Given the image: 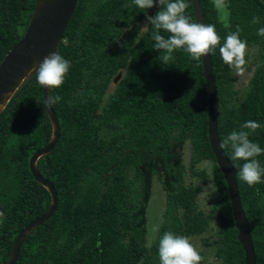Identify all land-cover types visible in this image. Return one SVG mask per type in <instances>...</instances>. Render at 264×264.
<instances>
[{
    "label": "trees",
    "instance_id": "16d2710c",
    "mask_svg": "<svg viewBox=\"0 0 264 264\" xmlns=\"http://www.w3.org/2000/svg\"><path fill=\"white\" fill-rule=\"evenodd\" d=\"M185 15L195 22L191 0ZM36 0H0V61L23 36ZM206 24L223 44L241 29L247 51L257 46V62L248 90L237 100L232 68L223 63L219 46L211 53L218 98L220 143L246 121L262 127L249 137L264 149V3L228 0L225 27L212 0H200ZM159 7L153 15L159 11ZM148 10L133 0H77L56 48L71 67L59 88L50 90L60 135L51 152L36 161L39 174L53 184L57 207L27 234L16 264H160L158 245L165 232L201 239L214 247L219 264H245L234 224L228 189L215 162L207 132L208 95L202 61L183 49L163 64L154 50L156 29L146 28ZM259 23H253V17ZM167 37L169 33L160 31ZM121 73L117 82H113ZM114 83L111 92L109 86ZM35 73L22 81L0 113V264H7L18 232L49 206L50 194L30 172L31 154L47 145L51 123ZM245 131H248L245 129ZM190 142L187 165L182 149ZM236 183L255 251L264 264V176L248 186L239 178L244 161L232 158ZM211 160L217 194L207 211L197 197L207 183L198 168ZM264 168V154L256 157ZM199 184L186 182V176ZM165 195L158 233L147 245V208L153 178ZM210 226L212 228H210ZM200 264H206L203 253Z\"/></svg>",
    "mask_w": 264,
    "mask_h": 264
},
{
    "label": "clouds",
    "instance_id": "9594fccd",
    "mask_svg": "<svg viewBox=\"0 0 264 264\" xmlns=\"http://www.w3.org/2000/svg\"><path fill=\"white\" fill-rule=\"evenodd\" d=\"M215 9L221 13L220 19L225 27L230 13L227 11L226 0H212ZM138 9L148 10L159 5V11L155 15L146 16L145 28L151 25L156 29L153 34L154 50L161 52L158 58L163 64L173 59L176 50L183 49L192 60L199 62L202 57L212 53L219 46V53L224 64L234 68L238 75H243L247 41L240 39L241 29L237 26L235 32L229 33L223 44L212 24L191 22V18L185 15L188 4L185 0H133ZM253 23H259V17H253ZM169 33L167 37L160 31ZM257 35L264 36V27L258 29ZM71 67L70 61L66 60L59 52H52L45 56L35 69V78L38 85L48 90L59 88L65 81ZM61 97L54 99L49 96L44 100L43 106L52 107L59 102ZM262 125L256 121H246L241 125L240 131H232L221 143V147L230 146L232 158L244 161L239 169V178L248 186L262 182L264 168L256 157L264 154L258 143L249 139L252 133L260 129ZM247 129L248 131H245ZM4 220V213L0 212V223ZM160 264H200L203 259L197 249L185 236H178L172 232H165L158 245Z\"/></svg>",
    "mask_w": 264,
    "mask_h": 264
},
{
    "label": "water",
    "instance_id": "95a60500",
    "mask_svg": "<svg viewBox=\"0 0 264 264\" xmlns=\"http://www.w3.org/2000/svg\"><path fill=\"white\" fill-rule=\"evenodd\" d=\"M260 1L264 3V0ZM76 3L77 0H36L23 36L0 61V113L22 81L35 73V69L45 56L56 51ZM191 5L195 22L206 24L200 0H191ZM158 7L159 5L157 4L153 8L148 9V15H153V12ZM201 61L202 76L205 79L208 95L207 132L210 148L227 185L234 224L237 230V239L244 250L245 264H256L249 222L242 208L236 183L237 169L231 164L221 147L217 133L218 98L212 73L211 53L202 57ZM120 75L121 73L117 74L113 80L114 83L117 82ZM49 96L50 90L42 87L43 103ZM45 109L51 123V137L47 145L35 150L31 154L28 166L34 179L49 192L50 203L45 212L33 219L18 232L7 264H16L21 245L27 234L45 222L57 207L58 198L55 187L39 174L36 166L37 159L52 151L60 135L59 121L54 109L52 107H45Z\"/></svg>",
    "mask_w": 264,
    "mask_h": 264
},
{
    "label": "rangeland",
    "instance_id": "374dc122",
    "mask_svg": "<svg viewBox=\"0 0 264 264\" xmlns=\"http://www.w3.org/2000/svg\"><path fill=\"white\" fill-rule=\"evenodd\" d=\"M226 3L228 4V0H226ZM228 11V8H227ZM218 19L219 21L224 25V22L220 19L221 13L217 11ZM228 22V19H227ZM144 27V25L142 26ZM257 46L251 47L245 55V71L243 75H238L236 70L232 68L233 72V79H234V87L233 89L236 92V98L237 100H241L247 90H248V82L251 77V74L255 68V64L257 62ZM114 86V83H112L108 88V93L112 91V88ZM182 161L185 165H187L190 155V142L186 141L183 149H182ZM198 168L203 169L207 173V183L204 185L202 193L197 197L198 205L201 209L207 211L212 204L216 194L217 189L216 186L212 180L211 175V169H212V161L211 160H201L198 163ZM192 181L194 185L199 184V180L197 178H189L188 175L186 176V182ZM164 207H165V195L161 188L160 183L156 179V177L153 178L152 182V188H151V195L148 203L147 208V233H146V239H147V245H150L152 241L155 239L159 225L161 224L163 220L164 215ZM210 228H212L210 226ZM209 233H202L200 235H191L188 237L190 243L197 249L198 252H202L204 259L206 261V264H219V261L214 256V247L208 246L205 247L202 245L201 239L208 236Z\"/></svg>",
    "mask_w": 264,
    "mask_h": 264
}]
</instances>
